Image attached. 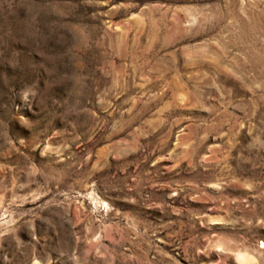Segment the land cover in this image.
I'll list each match as a JSON object with an SVG mask.
<instances>
[{
	"label": "rangeland",
	"instance_id": "374dc122",
	"mask_svg": "<svg viewBox=\"0 0 264 264\" xmlns=\"http://www.w3.org/2000/svg\"><path fill=\"white\" fill-rule=\"evenodd\" d=\"M264 264V0H0V264Z\"/></svg>",
	"mask_w": 264,
	"mask_h": 264
},
{
	"label": "bare ground",
	"instance_id": "6f19581e",
	"mask_svg": "<svg viewBox=\"0 0 264 264\" xmlns=\"http://www.w3.org/2000/svg\"><path fill=\"white\" fill-rule=\"evenodd\" d=\"M237 258L241 262V264H251L253 257L245 251H238Z\"/></svg>",
	"mask_w": 264,
	"mask_h": 264
}]
</instances>
